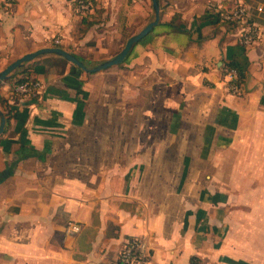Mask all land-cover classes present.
<instances>
[{"label": "crops", "instance_id": "crops-1", "mask_svg": "<svg viewBox=\"0 0 264 264\" xmlns=\"http://www.w3.org/2000/svg\"><path fill=\"white\" fill-rule=\"evenodd\" d=\"M156 1L159 29L125 61L60 70L44 53L23 63L36 96L0 82L13 114L0 132V264H106L133 234L149 264H264V0ZM208 1L242 3L257 41L208 19ZM87 13L78 32L71 0H0V69L51 42L96 63L153 18L151 0H93ZM229 61L242 71L234 94Z\"/></svg>", "mask_w": 264, "mask_h": 264}, {"label": "built area", "instance_id": "built-area-1", "mask_svg": "<svg viewBox=\"0 0 264 264\" xmlns=\"http://www.w3.org/2000/svg\"><path fill=\"white\" fill-rule=\"evenodd\" d=\"M90 8L89 0H76L75 9L79 14L87 12ZM206 11L213 20L231 22L238 30V42L243 46H249L258 39V28L250 19L249 13L242 3L225 5L220 2L208 1L205 4ZM260 10V6H256ZM226 88L234 94L238 91L240 76L234 67H228ZM40 82L36 78H30L28 83L14 84L13 90L23 96L34 97L39 92ZM79 229L76 221H69L64 225V232L71 234ZM150 246L147 238L142 234H133L124 238L116 255L106 264H149Z\"/></svg>", "mask_w": 264, "mask_h": 264}, {"label": "water", "instance_id": "water-1", "mask_svg": "<svg viewBox=\"0 0 264 264\" xmlns=\"http://www.w3.org/2000/svg\"><path fill=\"white\" fill-rule=\"evenodd\" d=\"M151 8L153 11V18L146 22L138 31L130 34L126 37L122 47L115 52L112 56L105 58L99 62H96L92 66H86L84 62L74 53L69 52L59 46H41L38 47L32 51L25 52L11 61H9L3 68L0 69V82L4 79V77L16 66H18L20 63L28 61L32 59L33 57L44 54V53H53L55 55L63 57L66 61L74 64L78 68L86 71V72H92L96 70H101L103 68H106L110 65L117 64L121 62L123 57L126 55L128 50L131 48V46L139 40L141 37H143L145 34L148 33L152 25L157 23L158 20V4L156 0H151ZM4 126V115L0 111V132L2 131Z\"/></svg>", "mask_w": 264, "mask_h": 264}, {"label": "trees", "instance_id": "trees-1", "mask_svg": "<svg viewBox=\"0 0 264 264\" xmlns=\"http://www.w3.org/2000/svg\"><path fill=\"white\" fill-rule=\"evenodd\" d=\"M90 2V7L93 5V0H89ZM72 5L75 7L76 5V0H71ZM79 26H78V32H83L89 25H91L94 22V18H89V14L87 12L83 13V14H79ZM208 19H213L212 17L210 18V15L207 13L206 14ZM167 24H171V21L166 22ZM227 25H232L231 22H224ZM174 30H182V28H173ZM143 37H141L139 40H137L136 42L140 41ZM134 42V44L136 43ZM134 44L131 46V48L128 50V52L126 53V55L123 57L122 61H125L132 52V47L134 46ZM52 46H59L57 43H53L51 42ZM81 59V58H80ZM54 64H56L57 66L60 67V70H62L63 65L65 64V62H67L63 57L56 55V57H52L51 59ZM82 60V59H81ZM83 61V60H82ZM24 62L20 63L18 66H16L15 68H13L3 79V81H7L9 86V97H16V96H22L21 93L16 92L13 90V85L14 84H23V83H28L30 80V77L28 76V70H26V67L23 64ZM120 63V62H119ZM72 65V67L81 70L80 68H78L77 66H75L74 64L70 63ZM228 67H234L238 73V75L241 77L242 76V71H241V66L235 62V61H229L227 63ZM0 111L2 112V114L4 115V124L8 122L9 118L13 115L9 109V104L6 101L5 98H3L0 95ZM190 261L191 258H190Z\"/></svg>", "mask_w": 264, "mask_h": 264}, {"label": "rangeland", "instance_id": "rangeland-1", "mask_svg": "<svg viewBox=\"0 0 264 264\" xmlns=\"http://www.w3.org/2000/svg\"><path fill=\"white\" fill-rule=\"evenodd\" d=\"M4 1H10V0H4ZM157 30V29H159V26H157V25H154L153 26V28H152V30ZM82 60H83V62H84V64L86 65V66H92L95 62H93V61H90V60H86V59H84L83 57L81 58Z\"/></svg>", "mask_w": 264, "mask_h": 264}]
</instances>
